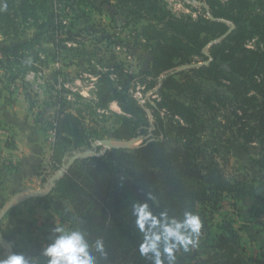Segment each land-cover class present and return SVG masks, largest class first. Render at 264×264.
Here are the masks:
<instances>
[{
    "label": "trees",
    "instance_id": "trees-1",
    "mask_svg": "<svg viewBox=\"0 0 264 264\" xmlns=\"http://www.w3.org/2000/svg\"><path fill=\"white\" fill-rule=\"evenodd\" d=\"M203 1L208 6L207 14L198 13L195 18L171 16L161 0L118 3L128 16L145 12L156 19L142 31L147 42L143 47L151 48L144 74L154 80L164 74L158 81L160 99L149 106L152 121L127 92L126 77L122 90H117L106 75L97 80L98 106L107 109L115 102L120 109L112 113L113 123L100 134L85 127L78 113L66 110L55 98L50 123L55 129L52 172L60 169L73 151L90 147L88 138L107 135L119 141H140L131 148H111L102 154L76 158L43 198L44 205L63 221L67 222V210L83 218L94 236L104 237L108 264H146L136 251L130 210L132 202L144 200L149 191L177 212L190 206L204 222L200 247L179 256L178 264H254L245 253L234 220L215 224L214 212L227 196L246 197L259 202L255 216H264V0ZM6 2L8 10L0 13L2 37H21L22 23L31 21L35 27L32 37L0 46V69L8 84L18 80L24 83L27 71L38 66L47 68L49 61L66 58L70 50L75 60L90 53L83 43L84 27H77L74 18L65 25L61 22L65 9L77 11L80 1ZM88 3L86 0L84 4ZM44 38L54 45L41 60L42 51L36 45ZM206 46L208 54L204 55ZM29 58L30 64L26 63ZM190 64L194 65L168 72ZM57 76L64 78L59 70L49 73L51 81L55 82ZM203 112L220 116L228 134L227 147L237 142L246 150L255 143L256 156L250 157L244 167L227 173V153H220L215 144L201 139L207 127ZM230 206L236 212L235 203ZM37 264H43L39 255Z\"/></svg>",
    "mask_w": 264,
    "mask_h": 264
},
{
    "label": "rangeland",
    "instance_id": "rangeland-1",
    "mask_svg": "<svg viewBox=\"0 0 264 264\" xmlns=\"http://www.w3.org/2000/svg\"><path fill=\"white\" fill-rule=\"evenodd\" d=\"M76 1H80V8L75 12L71 11L69 8L65 9L64 14H62L61 22L65 25L70 18H74L77 27H84L85 36L83 43L86 46L85 49L90 51V53L85 55L82 60H75V56L70 50L66 58L56 60L61 62V64L58 65V68L52 66L53 69L51 71L44 73L47 83L43 85L40 95L52 94L53 97L55 96L57 102L65 105L64 107L66 110L75 114L78 113L85 127L88 129H95V132L100 134L113 123L112 113L120 112V109L115 102H112L107 109L98 106L96 97L97 80L100 76L106 75L113 82L117 90H122L121 83L123 77H126L127 92L138 104V100L145 101L143 109L148 119L152 121V114L149 106H155L156 102L160 99L158 94L160 84L158 81L164 74H161L156 80L150 75L144 74L151 60V48L143 47L147 42L142 35V31L146 25L155 23L156 19H152L151 15L145 12H141L138 16H128L125 11L122 12L120 8L122 5L118 4L121 0H87V2H89L88 4H84L86 0ZM190 1L191 3L187 4L182 0H161V4L171 16L176 18L188 16L195 18L198 13L207 14L208 6L203 0ZM30 22L22 23L21 28L24 29V34L21 37H2L0 35V46L6 45L9 41L23 40L32 37L35 32V27L31 25ZM60 37L61 39L64 38L63 35ZM55 41H57V39H55ZM53 45V41L44 38L40 40L36 47L41 48L42 52H46V50L51 49ZM62 53L63 55L65 54L64 51ZM203 54H208L207 46L204 48ZM194 60L198 61L200 59L195 58ZM56 61H49L47 66L49 67L50 64ZM199 63L201 62H198V64ZM193 65L194 64L180 66L168 72L180 71ZM47 68L44 69L46 70ZM56 70L61 71L64 75V78L60 76L61 82L58 76L55 82L51 81L49 78V73ZM152 82H154L153 85ZM14 83H18L17 85L21 83L23 87L29 89V84L26 81L22 83V81L18 80ZM54 86H56L55 90ZM202 115L204 116L207 127L201 139L210 144H215L220 153H227L229 161L224 166L227 173H232L236 168L244 167L249 163L250 157L256 156L258 146L255 143L249 144L246 150L241 149L237 142H231L232 147H227V139L225 138L228 134L224 133L225 128L223 124L220 123V116L204 112ZM51 121H53V119ZM108 138L109 136L106 135L102 139ZM90 139L91 138H88L90 147H83L80 150H75L72 152V155L83 152L102 154L105 150V146L99 142L100 139ZM139 143L140 141L136 140L130 145L134 147ZM70 157L65 160L64 164H66ZM56 173H54V175ZM232 201L233 200L229 196L222 200V206L214 212L215 224L222 223V221L228 218L234 220L235 215L232 213V207L230 206ZM62 203L66 206L65 201ZM256 203L259 202L257 201ZM243 206L245 209L248 207L247 204ZM224 207H227V209ZM250 207L255 208V206H251V204ZM236 210L238 211V209ZM69 215L70 213H68L67 210L64 211L65 218ZM245 215H247V213H242V220L245 219ZM255 225V227L264 230L263 215L255 216ZM242 244L245 246V241L243 242L242 240ZM251 258L253 259V257Z\"/></svg>",
    "mask_w": 264,
    "mask_h": 264
},
{
    "label": "crops",
    "instance_id": "crops-1",
    "mask_svg": "<svg viewBox=\"0 0 264 264\" xmlns=\"http://www.w3.org/2000/svg\"><path fill=\"white\" fill-rule=\"evenodd\" d=\"M52 69L49 66L46 70ZM17 84H8L0 69V125L11 133L9 140L0 138V233L12 228L11 238L16 240L17 246L11 251L26 250L30 246L29 254L37 264L40 247L47 240L52 225L67 226L66 221L44 205L43 198L47 194L41 195L46 193L56 173L49 166L51 147L47 134L54 116L55 96L35 95ZM11 85L15 86L14 90L10 89ZM232 200L238 209L233 212L234 226L245 241V253L253 257L254 264H264V230L255 227V208L250 207L258 203L246 197ZM242 213H247L243 220ZM7 238V235L0 236V256L8 253L2 242L6 243Z\"/></svg>",
    "mask_w": 264,
    "mask_h": 264
},
{
    "label": "clouds",
    "instance_id": "clouds-1",
    "mask_svg": "<svg viewBox=\"0 0 264 264\" xmlns=\"http://www.w3.org/2000/svg\"><path fill=\"white\" fill-rule=\"evenodd\" d=\"M8 10L6 0H0V13ZM31 59L26 63H31ZM130 216L137 236L136 251L146 264H178V257L200 247L204 222L200 214L185 205L179 212L162 203L148 192L142 201H133ZM67 226L52 225L47 240L41 245L39 256L43 264H108L109 252L103 236H94L85 220L67 216ZM8 228L0 236L7 235L9 248H16ZM26 250L12 251L0 256V264H35Z\"/></svg>",
    "mask_w": 264,
    "mask_h": 264
},
{
    "label": "built area",
    "instance_id": "built-area-1",
    "mask_svg": "<svg viewBox=\"0 0 264 264\" xmlns=\"http://www.w3.org/2000/svg\"><path fill=\"white\" fill-rule=\"evenodd\" d=\"M165 1H168V0H165ZM183 2H186L187 4H190L191 1L190 0H182ZM64 44L66 45H69L67 44L66 42H64ZM39 58L41 60H44L45 59V55H44V52H40L39 53ZM61 64V62L59 61H56V62H53L52 64H50L49 66H55L56 68H58V65ZM47 72V70H45L44 68H40L38 66V69L37 70H30V71H27L24 75V81H26L28 84H29V91L30 93L32 94H35V95H40L42 93V89H43V85L45 83H47V81L45 80V77H44V73ZM59 77V80L61 82V77ZM65 85V84H64ZM67 86V85H65ZM56 86H54V90H55ZM10 89L11 90H14L15 89V86L14 85H11L10 86ZM54 92V91H53ZM55 93V92H54ZM139 104L144 107L145 105V101L144 100H141L139 101ZM53 122V121H51ZM10 131L9 129L6 127V126H3V125H0V138L2 139H8L10 138ZM47 134H48V142H49V145L50 147H52V144H53V141H54V136H55V129L53 127V123L50 124L47 128ZM50 163H51V158H50ZM50 166V165H49Z\"/></svg>",
    "mask_w": 264,
    "mask_h": 264
},
{
    "label": "water",
    "instance_id": "water-1",
    "mask_svg": "<svg viewBox=\"0 0 264 264\" xmlns=\"http://www.w3.org/2000/svg\"><path fill=\"white\" fill-rule=\"evenodd\" d=\"M99 142L105 146V150L102 152V153H104L107 149H111V148H131L132 146L130 144L132 142H134V140L131 139V140H128V141H119V140H115V139H112V138H108V139H100ZM121 142H123V143H121ZM92 154H95V153H93V152H83V153H76V154L72 155L68 159L66 164H64L57 171V173L54 176H52V178L49 181L48 190L46 191V193H43L41 195L44 196V195L48 194V192H50V190L53 188V186L55 184V181L63 176L64 170L67 167H69L76 158H82V157H86V156L92 155ZM1 241H2V239H1ZM2 242L7 246V243H5L4 241H2ZM7 252L8 253L12 252L11 248H9L8 246H7Z\"/></svg>",
    "mask_w": 264,
    "mask_h": 264
}]
</instances>
